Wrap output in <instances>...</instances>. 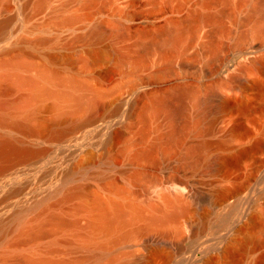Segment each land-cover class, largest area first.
Returning a JSON list of instances; mask_svg holds the SVG:
<instances>
[{
	"label": "rangeland",
	"instance_id": "obj_1",
	"mask_svg": "<svg viewBox=\"0 0 264 264\" xmlns=\"http://www.w3.org/2000/svg\"><path fill=\"white\" fill-rule=\"evenodd\" d=\"M206 13L220 14L218 30L199 17ZM0 21L5 22L1 34H8L0 35V58L21 53L43 65L47 53H59L52 68L62 77L84 80L100 93L102 105L97 128L84 121L89 108L75 115L50 109L52 100L46 98L28 120L36 130L25 134L0 123L7 127L0 128L1 136L18 139L32 153L25 161H8L10 170L0 173V264H13L18 252H45L53 243L57 259L75 264H264V44L258 39L264 37V0H0ZM175 27L181 37L173 41ZM5 46L12 51L2 53ZM245 51L252 54L244 57ZM33 68L19 73L32 77ZM26 87L11 97L26 96ZM182 87L190 91L185 102L189 114L200 119L201 131L187 132L171 154L135 159L137 150L158 143L169 130L164 108ZM131 89L136 92L122 101ZM214 93L225 96L222 112L195 116L194 100ZM155 99L172 103L161 100L157 106ZM152 104L157 112L162 109L154 117ZM199 144L198 158H187V149ZM138 170L143 176L131 182ZM109 182L133 192L123 198L133 201L139 217L132 220L133 211L127 210L132 222L108 257L93 260L80 246L82 238L72 236L75 227L87 223L85 197L75 193L62 200V195L88 186L106 198ZM172 205L183 211L171 223L150 220L173 211ZM50 214L68 223L57 225L48 220ZM39 223L44 234L23 235V228Z\"/></svg>",
	"mask_w": 264,
	"mask_h": 264
},
{
	"label": "bare ground",
	"instance_id": "obj_2",
	"mask_svg": "<svg viewBox=\"0 0 264 264\" xmlns=\"http://www.w3.org/2000/svg\"><path fill=\"white\" fill-rule=\"evenodd\" d=\"M199 17H201L202 19H204L206 21L214 23L215 29L218 30V27H219L218 21H219L220 14L206 13V14L200 15ZM4 23L5 22L0 21V29H2L1 27H3ZM116 27H117V25H116ZM119 28L120 27H117L115 29V33H117V34L120 33L121 29H119ZM2 32L4 33V31H2ZM2 32H0V35L3 34ZM5 33L6 34L2 35V37L3 36L5 37L6 35L8 36L6 31H5ZM180 37H181V29L178 27L177 28L175 27V31L173 32V34L171 35L170 38H171V40L176 41V40L180 39ZM263 38H264L263 34L262 33L259 34V38H258V39H260L259 40L260 41L259 46L261 44H264ZM258 39H256V40L258 41ZM19 42H20V39H19ZM22 42L23 41H21V43ZM21 43L14 45L13 48H19L20 46L18 47V45H21ZM6 46H5V49H3V51H2V53H4V54L12 51L11 50L12 48H6ZM0 47L2 48V46H0ZM10 47H12V46H10ZM252 47H254V46H252ZM22 50H24V48ZM15 51L17 52V49ZM24 51L26 52V49ZM18 52H20V51H18ZM27 53H28L27 55L30 54L29 51ZM51 53L50 54L45 53L46 54V62L48 64H45L46 62H44L43 65H41L42 63L40 65L38 64L39 66L37 65V63L32 64L31 60L28 61L27 60L28 58L23 57L24 55L23 56L20 55L21 53L20 54L17 53L15 56H12L9 58L8 57L6 58L5 56L3 57L6 60H4L3 62L0 63L1 68L3 70V72H2V70H0L3 73V75H1V76H3V78H1V76H0V78L2 79V81L4 79L5 82L4 81L3 82L6 83V86H4V88H2V90L0 88V90H1V93H0V123H1V125L4 123V124L11 126L13 129H15V128L21 129V130H23V132L26 131L25 134H27L28 131H32L33 126L30 124V121H28V120H31L30 117L37 114V111L45 106V104H44L42 107V104L40 103L43 100H45V98H46V100H49V101L52 100L53 106L51 105L52 108H50V109H53V108L57 109L58 108L59 110L60 109H67V111L72 110L74 113L72 111L71 112L75 115H77L76 112L81 113L84 110L83 108H85V110H86V108L87 109L89 108L90 110H88V111H90V113H91L90 116L87 115L89 118L88 117L86 118L84 116V118H85L84 121H86L88 119V121L86 122V125L92 124L95 121H97L98 119H100V118H98V117L102 116V109H101L102 105L100 104V101H99L100 93L97 90L92 89L89 84H87L84 80L80 79L76 75H71V76H67V77L60 76L59 73H57V71L55 69H53L52 66L50 65V64H53L54 62L60 60V57H59L60 55H58L59 53L57 55L51 54ZM25 55H26V53H25ZM63 55H61V57ZM64 57H65V55H64ZM1 58H0V60H1ZM48 65H50L51 67ZM32 67H34L33 69L36 70V72L31 71V72L36 73L32 77L29 75H25V74H24L25 75V77H24V75L19 73V72L22 73V71H20L22 69H29ZM18 74H20V75H18ZM245 82H246L245 80H240V83H242V84H245ZM23 85L24 86L26 85L27 86L26 89L29 90L28 91L29 94H27L28 96L26 95L27 96L26 97L24 95L25 96L24 97L23 95L19 94V96L12 98L11 97V95L13 94L12 92L14 90H17L18 88H21ZM176 87H174V89ZM178 87H180V86H178ZM182 88H178L177 91H175L176 95H173V97H175V102L173 101L174 102L173 104L169 105V103H172V99H171V102L169 100L167 101V99H166V101L169 102V103H167L169 105V107H167V108H166V106L164 108V105H167L166 102L164 101L165 99H161L165 103L164 102L162 103L161 100H159L160 98L158 99V102L156 101V99L153 100V102L156 101V104H158L157 106H159V105L162 106L161 104H164L163 108L165 110L167 109L165 112H166L167 117H168V122L170 124V128L166 133L163 134L161 140L158 143L157 142L151 143L150 145H148V146H146L140 150H137L133 155V157L135 159H153L155 157V154L159 151L162 152L163 154H171L174 152V150L178 146L181 145V143H182L185 135L187 134V132H189V131H192V132L201 131L200 119L198 120V119H196V117L189 114V109H188L189 107L185 102V99H186V97L190 91H188L184 88L182 89ZM185 88H187V87H185ZM22 91H23L22 93L25 94L24 93L25 91L24 90H22ZM88 91L92 94V96L90 98L86 97V94ZM214 96H215V93H214V95L211 94V96H207L205 99H199L198 98V99L194 100L193 106L196 108V112H197V114L195 116H197V115L203 116L205 114L214 113V112H216V114H217V112H220L221 110H223V108H225V106H226L225 104L227 103L226 99L224 98L225 96L224 95L217 96V97H214ZM222 96H224V97H222ZM47 98H49V99H47ZM159 101L161 102V104ZM46 104L48 105V103H46ZM155 105H153L155 108V109H153L154 112H152L153 110L151 108L152 111H151V113H149V114L153 113L152 117H154L156 114L160 113L159 109L161 107L160 108L158 107V112H157V110H156L157 106H155ZM79 110H80V112H79ZM91 110H92V112H91ZM160 110H162V109H160ZM69 114H70V112H69ZM73 117H72V119H69V120H73ZM143 117H146V116H143ZM151 118H149V115L147 118H143L144 123H143V127L140 130V138L142 140L146 138V135L148 132L147 131L148 130V126H147L148 119H151ZM82 119L83 118H80V119L75 118L74 120L75 121L80 120L81 122H83ZM27 121L29 123H27ZM60 123H62V122H60ZM79 123L80 122H78V125H79ZM29 124H30V126H32L31 129H30ZM75 124H77V123H75ZM1 125H0V128H2V129H3V127L5 129L7 128V127H5V125L3 127ZM63 126H65V124ZM68 126H69V124L67 125V127ZM11 127L9 129L12 131ZM61 127H59V128L61 129ZM63 128H65V127H63ZM81 128H82V126L77 127L76 129L72 130V132L70 129H68L67 131L65 129V131L68 132L70 130L69 133L70 132L75 133L76 131L80 130ZM17 130L15 129V131H17ZM34 130H36V127L34 128ZM38 131H40V128L38 129V127H37V133L36 132L35 133L39 135L40 133H38ZM57 131H59V129ZM113 133L115 134L114 131H113ZM119 133H120V131H119ZM0 134L2 135V133H0ZM1 135H0V162H1L0 173L3 174V173H6L10 170V168L7 164L8 161H10V160L12 161L13 159H14L13 162L16 161L15 159H18V160L22 159V161L23 160L25 161V156L30 154L31 150L27 147V145L24 146L23 144L19 143L18 139L15 140V138H12L8 135H4V136H1ZM9 135H11V133ZM31 135L30 136L27 135V136H29V137L34 136V135L31 136ZM54 136H53V138L56 137V136L55 137ZM64 137H65V135H64ZM110 137H112V136H110ZM111 140H112V138H111ZM19 141H21V140H19ZM24 142H26V141H24ZM201 146L202 145L199 144V145H193V146L189 147L186 151L187 158L191 157V156L198 158L197 154H199V150H201ZM86 154L87 153H85V156H86ZM89 155H90V153H89ZM89 155H88V157H89ZM194 157H192L191 159H193ZM26 160H28V159H26ZM72 164L74 166V164H76V162L72 163ZM73 166H71L72 171L75 170L77 167L76 166L75 168H73ZM141 176H143V173L141 172V170L140 171L138 170L136 172L134 171V173L130 177V181L135 182ZM177 183H180V182H177ZM183 183H184V181H183ZM173 186L175 188H177L176 184ZM61 187L59 189H62ZM105 187L109 191V194L106 198H102L98 193H96L95 191H92L88 186H85V187L80 188L78 190L76 188V191L67 190L62 195V200L67 199L69 196L74 195L75 193H81L85 197V201L83 202L81 207L87 210V213H88L87 214V218H88L87 223L83 227V229H79V228L75 227L73 230L72 236L82 238L80 246L89 251V258L93 259V260H102L105 257H108L107 252L109 251L110 246L114 242H116L120 238V236H122L123 233L121 234L120 232H122V230H124V228L126 230L127 225L132 222V221H129V220H131L130 219L131 212L129 215V220H127L128 219V217H127L128 215H126L127 210L131 209L129 211H133L132 220H133V218L135 219L137 216V213L135 212L137 209L135 207H133V206H135V205H133V201L130 199H128V201H126L123 198V197H127V195H131L133 192L130 193V191H128L126 187L119 186L114 182L107 183L105 185ZM6 196L4 198H7ZM129 200L132 202H130ZM168 203L171 204V202H169V201H168ZM214 204L217 205V203H214ZM21 205H22V203H21ZM172 208H174V210L171 211L170 213L161 214L158 216H156V215L154 216V214H153V216L149 217V218H150V220H153L154 223H155V221H158V222L160 221L162 224L165 221H169L171 223L170 219H172L174 216L179 214L180 213V212L178 213L179 209L180 210L182 209V208L176 209V207H173V205H172ZM133 209L134 210L136 209V210L134 211ZM182 211H183V209H182ZM16 216H19V215L16 214ZM125 217H127V218H125ZM137 217H139V214ZM13 218L15 219V216H13ZM19 218H20V216H19ZM16 219H18V218H16ZM175 219H176V217H174L173 220H175ZM48 220L51 222H54L60 226L66 225L68 223L66 220L61 218L58 214H50ZM9 222H11V221L9 220ZM9 222H8V224H10ZM172 222H174V221H172ZM8 224L6 226H8ZM164 224H166V223H164ZM0 225H3V223L2 224L0 223ZM4 227H5V225H4ZM4 227H1V229H4ZM22 231H23L22 232L23 235L26 238H35V237H38L41 234L45 233V229H44L42 223H39V224L34 225V226L25 227V228H23ZM96 249H98L97 252L94 251ZM56 250H57L56 244L53 243L48 247L47 251H45V252H42V251L40 252L38 250H37V252L36 251H34V252H31V251L18 252L16 260L13 264H75V262L73 260L57 259L54 256V252Z\"/></svg>",
	"mask_w": 264,
	"mask_h": 264
},
{
	"label": "water",
	"instance_id": "obj_3",
	"mask_svg": "<svg viewBox=\"0 0 264 264\" xmlns=\"http://www.w3.org/2000/svg\"><path fill=\"white\" fill-rule=\"evenodd\" d=\"M252 54V52L251 51H245V52H243V56L244 57H246V56H248V55H251ZM136 92V89H131V90H129L128 91V93L124 96V97H122V101H124V100H126V98H127V96H130V95H132V94H134ZM104 121H105V123L106 124H110L111 122H112V120L110 119V120H108V121H106L105 119H103ZM92 127H94V128H97V127H99L98 125H97V123L96 122H94V123H92V124H90ZM173 191H178V189L176 190V189H172ZM195 253L196 252H193V254H192V256H195Z\"/></svg>",
	"mask_w": 264,
	"mask_h": 264
}]
</instances>
